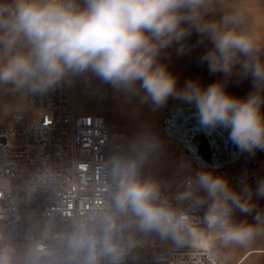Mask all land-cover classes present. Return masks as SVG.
<instances>
[{"label":"clouds","instance_id":"1","mask_svg":"<svg viewBox=\"0 0 264 264\" xmlns=\"http://www.w3.org/2000/svg\"><path fill=\"white\" fill-rule=\"evenodd\" d=\"M198 46L199 62L222 79L181 85L168 61ZM82 77L154 109L169 99L191 105L201 125L227 130L240 153L255 156L264 152V0H0V87L44 95ZM233 79L250 80L246 96L227 91ZM158 147L143 133L132 142L134 156L114 161L117 210L144 230L190 243L206 264H225L224 250L264 240V177L253 187L247 172L234 185L208 167L195 170L175 197L204 210L193 226L158 183L139 178L140 163Z\"/></svg>","mask_w":264,"mask_h":264},{"label":"built area","instance_id":"2","mask_svg":"<svg viewBox=\"0 0 264 264\" xmlns=\"http://www.w3.org/2000/svg\"><path fill=\"white\" fill-rule=\"evenodd\" d=\"M69 87L67 82L44 95L27 94L26 109L12 115V124H0V139L6 140L0 141V255L6 263L206 264L190 243L159 247L134 237L128 214L112 202V165L128 158L120 155L125 135L113 131L107 116L74 115ZM260 168L264 152L252 163L250 183L264 176ZM225 169L214 171L227 176ZM189 175L182 171L175 192L161 196L196 226L204 210L175 199ZM227 177L236 185L242 176ZM80 234L90 243H78Z\"/></svg>","mask_w":264,"mask_h":264},{"label":"crops","instance_id":"3","mask_svg":"<svg viewBox=\"0 0 264 264\" xmlns=\"http://www.w3.org/2000/svg\"><path fill=\"white\" fill-rule=\"evenodd\" d=\"M195 40L194 36L191 43H195ZM203 51L204 46H198L188 55L177 56L175 53L171 55V59L168 61L169 67L179 77L181 85L189 78L199 79L205 86L215 80L222 79L220 74L210 75L207 66L199 62L198 57ZM250 88V80L238 82L233 79L228 83L227 91L235 96L244 97ZM26 95L10 88L0 87V117L4 114L13 115L16 112L24 111ZM68 104L74 115L107 116L113 131L125 135V138L120 140L122 143L120 155L123 157L134 156L133 151H124L126 141H128V145H132L133 140L143 133L154 137L158 141L159 147L147 154L144 164L147 168L149 181L158 183L160 191L173 194L177 189L179 175L182 171L191 174L199 169L193 160L185 152H182L183 146L180 142L169 137L165 131V119L177 108L188 106V104L169 99L165 106L154 109L148 104L141 103L139 98H129L92 77H82L70 81ZM257 158L258 152L251 157L242 154L238 162L225 167L227 176H243L250 171L252 163ZM260 172L264 174V168H260ZM251 184L255 187V182H251ZM259 207L264 208L261 200H259ZM237 216L239 219L245 218L239 213ZM248 219L251 220V217ZM140 236L147 237L154 244L153 231L145 230L137 237ZM163 239L164 243L159 247L170 244L176 246L172 238L163 237ZM188 244L185 242L183 246L177 247H186ZM224 251L228 255L225 264H264V240L257 241L249 248Z\"/></svg>","mask_w":264,"mask_h":264},{"label":"water","instance_id":"4","mask_svg":"<svg viewBox=\"0 0 264 264\" xmlns=\"http://www.w3.org/2000/svg\"><path fill=\"white\" fill-rule=\"evenodd\" d=\"M164 123L167 135L180 142L197 168H225L238 162L242 156L230 141L228 131L201 125L191 105L177 108ZM0 141L6 143L3 138ZM143 240L148 241V238L143 237Z\"/></svg>","mask_w":264,"mask_h":264},{"label":"rangeland","instance_id":"5","mask_svg":"<svg viewBox=\"0 0 264 264\" xmlns=\"http://www.w3.org/2000/svg\"><path fill=\"white\" fill-rule=\"evenodd\" d=\"M29 116V115H28ZM13 123V120H12V114H4L0 117V124H12ZM128 141L125 142V148H124V151H127V152H132V145H128ZM182 152L184 153L183 149H182ZM242 157V156H241ZM146 159V158H145ZM145 159H143V161L140 163V179L142 181H149V176H148V173H147V168L145 167V164H144V161ZM188 170V169H187ZM189 171V170H188ZM3 185V181L0 180V187ZM128 217L131 219L132 221V225H133V235L134 237L136 238L139 234H141L142 232H144L145 230L142 229L140 226H139V223L138 221L136 220L135 217H133L132 215L128 214ZM169 238V237H168ZM153 243L156 245V246H160L164 243V239L161 235H159L158 233L156 232H153ZM171 239V238H170ZM175 245L176 246H183V243H177L175 242ZM139 249H136V251H138ZM8 260V257L5 256V255H0V264H7Z\"/></svg>","mask_w":264,"mask_h":264}]
</instances>
